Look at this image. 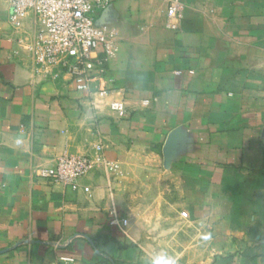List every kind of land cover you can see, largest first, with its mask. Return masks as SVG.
I'll return each instance as SVG.
<instances>
[{"label":"crops","instance_id":"obj_1","mask_svg":"<svg viewBox=\"0 0 264 264\" xmlns=\"http://www.w3.org/2000/svg\"><path fill=\"white\" fill-rule=\"evenodd\" d=\"M9 12L0 0V264H264V0H110L105 100L40 70L32 14ZM63 155L93 162L77 191L37 177Z\"/></svg>","mask_w":264,"mask_h":264},{"label":"built area","instance_id":"obj_2","mask_svg":"<svg viewBox=\"0 0 264 264\" xmlns=\"http://www.w3.org/2000/svg\"><path fill=\"white\" fill-rule=\"evenodd\" d=\"M8 2L9 20L14 25L27 14L33 16L35 39L31 58L40 70L64 73L79 94L100 100L110 96L112 81L105 77V66L116 55L117 34L115 29L98 21L99 14L108 8L110 0ZM180 10L178 3L168 7L165 19L167 29H177V22L181 18ZM106 105L119 118L125 117L126 107L123 101L111 100ZM95 152V161L105 163L102 148L95 147ZM92 166L90 157L63 155L56 160L54 166L40 168L37 177L77 191L80 180L89 173ZM112 169L116 167L113 166Z\"/></svg>","mask_w":264,"mask_h":264},{"label":"clouds","instance_id":"obj_3","mask_svg":"<svg viewBox=\"0 0 264 264\" xmlns=\"http://www.w3.org/2000/svg\"><path fill=\"white\" fill-rule=\"evenodd\" d=\"M154 264H155V261H154Z\"/></svg>","mask_w":264,"mask_h":264}]
</instances>
